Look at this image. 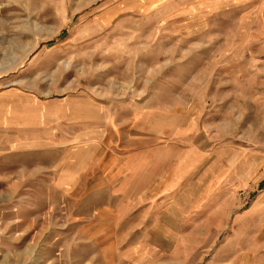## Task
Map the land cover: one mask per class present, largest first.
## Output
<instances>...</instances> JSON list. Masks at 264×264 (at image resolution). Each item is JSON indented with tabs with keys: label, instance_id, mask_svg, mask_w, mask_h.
<instances>
[{
	"label": "rangeland",
	"instance_id": "obj_1",
	"mask_svg": "<svg viewBox=\"0 0 264 264\" xmlns=\"http://www.w3.org/2000/svg\"><path fill=\"white\" fill-rule=\"evenodd\" d=\"M261 0H0V264H264Z\"/></svg>",
	"mask_w": 264,
	"mask_h": 264
},
{
	"label": "crops",
	"instance_id": "obj_2",
	"mask_svg": "<svg viewBox=\"0 0 264 264\" xmlns=\"http://www.w3.org/2000/svg\"><path fill=\"white\" fill-rule=\"evenodd\" d=\"M246 17L260 23V30L255 32L252 37L259 40L260 52L264 54V0H261L259 13L257 11L253 15H247Z\"/></svg>",
	"mask_w": 264,
	"mask_h": 264
}]
</instances>
